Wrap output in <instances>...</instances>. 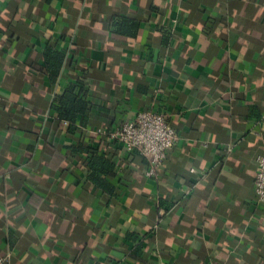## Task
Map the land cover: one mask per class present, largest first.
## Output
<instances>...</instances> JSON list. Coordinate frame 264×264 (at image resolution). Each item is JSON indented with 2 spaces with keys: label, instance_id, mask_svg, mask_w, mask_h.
Wrapping results in <instances>:
<instances>
[{
  "label": "crops",
  "instance_id": "1",
  "mask_svg": "<svg viewBox=\"0 0 264 264\" xmlns=\"http://www.w3.org/2000/svg\"><path fill=\"white\" fill-rule=\"evenodd\" d=\"M115 14L139 20L135 37L109 33ZM48 45L65 54L54 83ZM75 78L93 105L69 133L51 104ZM148 108L178 135L157 180L95 132ZM81 137L114 163L116 197L71 152ZM263 145L264 0H0L4 264H264Z\"/></svg>",
  "mask_w": 264,
  "mask_h": 264
},
{
  "label": "trees",
  "instance_id": "2",
  "mask_svg": "<svg viewBox=\"0 0 264 264\" xmlns=\"http://www.w3.org/2000/svg\"><path fill=\"white\" fill-rule=\"evenodd\" d=\"M103 24L106 26L109 33L126 37H135L139 29V20L135 17L127 16L126 14L112 15L105 20L103 19ZM64 58V52L52 46L48 45L44 49L42 53V62L51 83H54L58 78ZM89 90V85L84 78H75L69 81L61 94L55 96L51 104L56 118L68 122L67 130L69 133H75L79 127H86L89 123L90 111L93 105L92 102L88 100ZM99 127L104 128L101 126ZM86 135H84V137ZM84 137H81V139L79 138L78 143L70 146L71 152L89 153L90 158L85 162L87 179L111 197H116V188L108 179L114 175V163L107 158L101 157L96 147H91L88 143L85 144ZM109 142L113 141L109 140ZM132 238L135 239V237ZM140 251L139 242L132 250V254L138 256L141 253Z\"/></svg>",
  "mask_w": 264,
  "mask_h": 264
},
{
  "label": "built area",
  "instance_id": "3",
  "mask_svg": "<svg viewBox=\"0 0 264 264\" xmlns=\"http://www.w3.org/2000/svg\"><path fill=\"white\" fill-rule=\"evenodd\" d=\"M95 132L106 134L126 151L142 155L148 164L145 175L155 180L159 178L168 150L178 140L177 132L169 123L166 113L153 108L141 110L133 117L122 119L109 128H96ZM261 150L255 160L256 174L253 185L256 202L260 205L264 204V145ZM8 256L9 253L0 256V264H4Z\"/></svg>",
  "mask_w": 264,
  "mask_h": 264
}]
</instances>
